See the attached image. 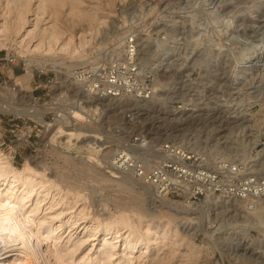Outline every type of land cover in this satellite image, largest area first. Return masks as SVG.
<instances>
[{"label": "rangeland", "instance_id": "obj_1", "mask_svg": "<svg viewBox=\"0 0 264 264\" xmlns=\"http://www.w3.org/2000/svg\"><path fill=\"white\" fill-rule=\"evenodd\" d=\"M31 1L34 12L31 10L27 14L28 22L22 30L27 28L31 30L29 34H36L47 22V12L42 14V9L44 3L49 1ZM84 5L92 6L97 16L105 20L97 25L92 39L87 37L90 41L85 45L86 63L97 56L104 57L107 52L116 51L122 44V37L135 33L139 38L143 65L165 76L157 85L158 93L144 104L119 100L104 105L102 100L90 101L86 98L85 105L94 108L102 106L106 113L107 129L123 123L124 113L133 111L139 121L136 130L153 139L160 138L157 140L159 142L178 136L181 143L213 157L234 154L249 156L251 149L263 148L256 146L264 139V0H84ZM50 9L47 8V11ZM68 9V5L60 7L61 14L64 13L60 15L61 20H66L64 15ZM38 11H42L41 14ZM5 20L0 15V29ZM75 28L78 30L80 27ZM22 30L20 36L27 31ZM28 37L30 45L37 43L36 38ZM14 47L10 51L0 48V57H7L8 54L16 57L14 62L2 61L0 70L5 64L7 74L12 76L10 71L16 68L20 69L21 75L23 61L31 58L34 76L30 72V79L16 77L15 81L21 88L27 84L35 89L41 80L56 77L58 90L68 89L69 83L66 82L70 74L67 66L71 65L72 70L80 66L77 65L79 58H71L66 53L27 52L22 46ZM36 91L42 93L41 90ZM21 93V97L26 96V91ZM3 95V99L7 97L6 92ZM0 118L4 117L1 115ZM35 122L36 118L30 117L29 123L34 126ZM81 124V139L75 141L69 137L67 142L69 145L78 142V147H84L86 152L73 150L72 159L59 154L62 146L55 149L50 141L41 145L39 140L43 134L40 137L33 135L29 146L14 149L10 134L5 131L6 124L0 125V150L13 157L15 168L24 169L28 157L30 163L37 166L34 168L46 173L42 180L45 181V188L49 185L50 196H53L43 197L41 216L49 212V206L62 199L56 205L57 209L55 206L52 208L53 213L73 218L69 223L66 221L68 219L63 220L60 232V243L76 249L73 252L75 249L71 247L69 251L75 253L69 258L71 263L91 255H100L101 259L103 253L115 252L116 257L112 258L114 262L120 256L133 257V262L125 264H152L158 258L162 260L167 257L163 264H264V211H235L230 204L223 202L212 205L205 202L201 207L197 206V210L186 205H182V209H172L162 199L158 201L148 190L125 179L122 173L112 175L104 161L108 160L109 152L104 151L103 142L100 141L111 134L106 131L104 137L102 133L105 129L99 130L95 123L89 125L95 126L94 132H91V127L89 130L88 124ZM125 129L132 131L128 126ZM86 164L96 167H87ZM105 176L109 178L107 181ZM35 179L40 180L38 174ZM40 186L37 185L39 190L35 187V191L44 189ZM214 199L211 197L209 201ZM136 200L138 204L135 205ZM83 207L86 208L84 213ZM96 214L100 218L124 214L133 221L137 220L136 227L142 217L144 224L148 222L155 233L150 236L148 250L143 244L139 251L131 252L124 245L123 237H117L118 234L114 232L106 236L104 223L96 220ZM144 224H139V230L136 228L139 231L137 235L145 233ZM165 224L166 230L176 229L178 236L162 240L160 235L165 230L161 228ZM95 228L98 232L94 231ZM103 240L115 247L104 249L106 241ZM143 240L146 243L147 238ZM79 243L80 246H77ZM188 245L193 246L192 251L185 255L183 252ZM62 253H66V250H62ZM106 255H103L105 262L101 264H109V255L105 259ZM157 262L161 264L160 260Z\"/></svg>", "mask_w": 264, "mask_h": 264}, {"label": "built area", "instance_id": "obj_2", "mask_svg": "<svg viewBox=\"0 0 264 264\" xmlns=\"http://www.w3.org/2000/svg\"><path fill=\"white\" fill-rule=\"evenodd\" d=\"M121 46L116 51L97 56L90 62L72 70L66 82L68 89L58 90L56 77L41 80L31 92L22 96L15 78L7 74L5 64L0 70V99L3 90L15 94L14 102L18 106L30 105L31 100L38 107H45V122H64L73 119V110H84L85 98H115L119 100L150 101L158 93L157 85L164 78L159 72L143 65L140 53L139 38L132 35L122 37ZM110 48V47H109ZM16 57H0L2 61L14 62ZM4 69V70H3ZM23 72L27 73L26 60L23 61ZM13 73H16L12 68ZM10 71V70H9ZM34 76V71H33ZM41 90L42 93H37ZM57 94V95H56ZM12 97V96H11ZM13 98V97H12ZM84 111V123H95L105 137L101 139L108 160H104L125 175H131L144 185L154 189L153 195L158 201L163 197L173 201H183L187 206L201 207L205 202L230 204L235 211H264V139L258 146L261 150L251 149L249 156L234 154L231 156H210L190 148L179 141L178 136L159 142L136 130L139 121L133 111L124 113V122L107 129L106 113L102 106ZM0 125L5 123L10 134V143H19L16 149L31 144L33 135L41 136L45 125L36 120L34 126L29 123L30 117L16 115L12 112H0ZM132 131H128L125 127ZM215 197L214 201H209ZM214 202V203H213ZM198 207V208H199ZM197 208V209H198ZM196 209V210H197Z\"/></svg>", "mask_w": 264, "mask_h": 264}, {"label": "bare ground", "instance_id": "obj_3", "mask_svg": "<svg viewBox=\"0 0 264 264\" xmlns=\"http://www.w3.org/2000/svg\"><path fill=\"white\" fill-rule=\"evenodd\" d=\"M0 2H1L0 15H2L7 21H9L6 22L5 20L4 21L5 23L1 24L2 26V29H0L1 49H6L10 51L13 48H15L14 47L15 45H19L22 46L27 52L40 51L46 54L51 52L66 53L71 58L72 57L79 58V63L77 65H81V64L84 65L87 62V59L84 56L85 45L88 43V41H90V39L87 37L90 36V38L92 39L97 30V25L105 21L104 18H100L99 16H97L96 10H94L92 6L84 5V0H46L47 3H44V8L42 9V11L44 10V12L42 11L41 12L42 14L47 12L48 15V19H46L47 22H45L44 26L41 27L38 33L29 34L31 30L28 31L26 28V30L28 31L27 32L26 30H22V29L25 27V25H27L26 24L28 22L27 14L30 13L31 10L34 12V9H32L31 7L32 1L31 0H0ZM66 5H68L69 7L68 13L64 15L66 20H61L60 15L62 16V14L64 13L62 12L61 14L60 7ZM49 7H51V9L48 12L47 8ZM38 12L35 13L37 14ZM44 18H46V16ZM77 26L80 27L78 30L75 28ZM21 30L26 31V33L20 36ZM28 36H31V38L33 37L32 39L36 38L37 43L35 45L33 44L30 45L29 42L31 43V41L28 39L29 38ZM26 63H27V73L18 77H27L28 79H30L29 78L31 75L30 72L32 73L33 76V69L31 68L32 67L31 65L34 64V62L32 61L31 58H28ZM67 67H69L68 72L69 74H71L72 72L71 65H68ZM57 71L59 73H62V71L59 69ZM154 71L156 72V70ZM10 72L13 78L17 79L16 78L17 75L13 73L12 69ZM16 85L18 86L19 83L16 82ZM32 90H33L32 87L25 84L23 88L18 89V92L26 91V93H28L31 92ZM3 92L4 93L6 92L7 97L0 101V112H12L15 113L16 115L34 117L36 118L37 121L45 125L46 127L45 132L41 137V139L39 140V143L41 145L48 144L50 141L53 148L55 149L59 148V146H62L63 149L59 151V154H62V156L65 157L66 159H72L71 154L73 150H83L84 153L86 152V149L84 147H78L79 145L78 142L73 143L74 145H69V143L67 142V138L72 137L73 139H75V141L81 139L79 137L80 136L82 137L83 135H81L82 130L79 128L82 125L81 122H83L85 118L84 111L85 110L90 111L96 109L94 108V106L91 107L87 104L84 106V110H81L79 108L73 110L72 111L74 114L73 119L72 118L67 119L66 123L64 122L48 123L45 122L43 118L46 112L45 107H38L37 105H35L36 104L35 102L33 103V100H31L30 105H25L20 107L15 104L14 100H12L14 99L15 94H11V92H9L6 89H4ZM83 98L86 99V97ZM88 99L90 101L102 100V103L104 105H111L117 103V101L119 102V99H115V98H106V99L88 98ZM134 101L135 102L139 101V104L141 103L144 104L148 100L147 101L134 100ZM89 104L91 103L89 102ZM87 127L89 128V130L91 127V132H94V130L96 129L95 126L92 125L91 126L87 125ZM91 135L94 137L96 136V134H91ZM88 136L89 134L87 135V138ZM161 140L164 141L163 139ZM19 146H20L19 143H15L12 147L16 149ZM261 151H264V149ZM12 160H13L12 156H8L6 153L0 150V264H101V262L103 261L102 257L105 254L109 255L108 258L109 262L106 261L109 264H125L127 262H133V257L131 259L126 257L121 258V256L120 258H116L117 260L114 262L112 258L114 256L116 257L115 252L104 254L103 251L102 252L103 255H101L102 256L101 259L99 258L100 255L99 257L91 255L89 257L87 256L88 258L86 259L83 258L76 263H71V260H69V258H71L75 254L73 252H75L76 249L71 246L75 250L72 249L73 252H69L71 247H69L68 245L67 246L69 248L66 245H64L66 246L65 248L67 249L65 248L62 249V247L64 246L61 244L62 242L60 243L62 237L60 232L62 230L61 227H63V220L68 219L66 220L68 222L73 218L70 216L68 218H65L63 217L64 215L61 216L58 212H57L58 214L53 213L52 208L54 206L56 207V205L61 202L60 200H62L58 196L57 197L60 199L59 200L60 202L57 201L52 205L49 204L51 205L48 207L49 212H46L48 215L47 214L44 215L43 213L41 216L42 213L41 209H43V200H44L43 197L45 198L47 196L49 198L53 196L52 194L50 196L51 191L50 188H48L49 185L47 186V188H45V181L42 180V178H44L46 173L44 174L43 172L44 170L39 171L38 169L34 168L37 166L36 165L33 166L30 163L28 157L24 165L25 168L22 170H18L17 168H15ZM37 161L41 162V160H37ZM37 161L35 160V162ZM76 164L83 166L79 162H76ZM86 165L87 167H96L94 164L93 165L86 164ZM105 167H109L111 169L112 175L118 174L117 172L122 173L118 169V167H112L110 164L108 165L106 163ZM36 174H38L40 177L39 181L35 179ZM125 176H124L125 179L128 178L133 183H136L140 187H143L145 190H148L149 193L151 192L153 195L155 194L154 189L152 187L148 186L150 187V189H148L147 185H144L143 183H141L139 180L135 179L131 175H125ZM108 179H109L108 176H105V180L107 181ZM39 184H41L40 187H43L44 189L42 188L43 190L38 192L37 190L35 191V187L37 188V185ZM75 196L77 197L78 200L79 195L77 194ZM162 200L164 201L165 204H168L169 207H171L172 209H176V208L180 209V207L182 209L183 207L182 205H186L183 201H173L167 197H163ZM72 202H76V201L72 200ZM181 202H183L184 204ZM77 203L78 202H76V204ZM136 204H138V200L135 201V205ZM60 205L58 208H60ZM84 209L86 208L83 207L82 209L83 213L85 211ZM82 210L79 211L82 212ZM60 212L62 214V211ZM176 212L178 211L176 210ZM79 213L80 212L76 214L78 215ZM116 215H111V216L107 215V217L105 218L104 217L100 218L101 216L99 217V215H97L98 217L96 216L97 217L96 220H98L99 223H104L103 225H104L105 235L107 236L111 232H114L118 234L117 237L119 238L123 237L125 243L124 245L126 246V248L131 249L130 250L131 252L132 251L134 252L136 250L139 251L138 249H140L141 246H144L143 244H145V247L148 250V247L151 243L150 236L152 234H155L153 228L151 229L148 222H146L147 224H144L143 218L141 217L139 219V224L141 225L144 224L146 226V229H145V233H140V234L138 233L139 235H137V232H139L138 231L139 229L137 228L139 224L136 227V224L138 223L136 222L135 224L136 219H134L133 221L132 218H130V216L124 214H119L118 216ZM82 217L84 216L82 215ZM84 218H86V215ZM103 219L105 220V222H102ZM57 222L58 224H56ZM166 225L167 224H165L164 227L162 228L160 227L162 230H165L162 233V235H160L161 236L160 238H162V240L163 239L165 240L166 238L169 239L178 236V231L176 229L172 230V228L170 229L167 228L166 230ZM94 231L98 232V229L95 228ZM144 237L147 238L146 243L143 240ZM68 240L70 239H67V241ZM80 243L77 246H80ZM104 243H105L104 249H107L109 247H115L114 245H111L109 241H106ZM192 247H193L192 245H188L183 253L185 255H188V253L192 251ZM62 250L63 252L64 250H66V253H62ZM147 250H145V252H147ZM130 251L128 252L131 253ZM108 255H106L104 258L106 259ZM166 259H168V257L162 260L161 258H158L156 260L157 261L160 260L161 264H163V261ZM157 261L154 260V262L151 263L160 264Z\"/></svg>", "mask_w": 264, "mask_h": 264}, {"label": "crops", "instance_id": "obj_4", "mask_svg": "<svg viewBox=\"0 0 264 264\" xmlns=\"http://www.w3.org/2000/svg\"><path fill=\"white\" fill-rule=\"evenodd\" d=\"M16 73H20V69H14Z\"/></svg>", "mask_w": 264, "mask_h": 264}]
</instances>
